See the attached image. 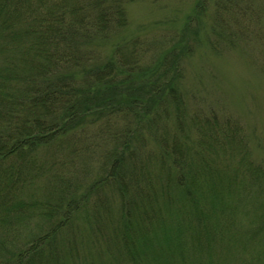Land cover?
Listing matches in <instances>:
<instances>
[{"label":"trees","instance_id":"trees-1","mask_svg":"<svg viewBox=\"0 0 264 264\" xmlns=\"http://www.w3.org/2000/svg\"><path fill=\"white\" fill-rule=\"evenodd\" d=\"M131 1L0 0V264H264V166L238 122L187 115L189 43L150 77L133 44L98 54ZM92 128L114 147L88 207L66 171Z\"/></svg>","mask_w":264,"mask_h":264},{"label":"rangeland","instance_id":"rangeland-1","mask_svg":"<svg viewBox=\"0 0 264 264\" xmlns=\"http://www.w3.org/2000/svg\"><path fill=\"white\" fill-rule=\"evenodd\" d=\"M229 1L233 6H222L220 0H133L125 4L124 31L110 45L97 46L98 54L108 55L115 41L133 44L138 65L150 77L164 51L189 43L190 51L178 65L187 115L215 111L238 122L252 157L264 166V0ZM97 130L92 128L76 143L66 171L77 195H88V207L98 198L107 199L105 189L98 188L97 194L85 189L104 177L103 156L114 147ZM84 222L76 218V237L86 233Z\"/></svg>","mask_w":264,"mask_h":264}]
</instances>
